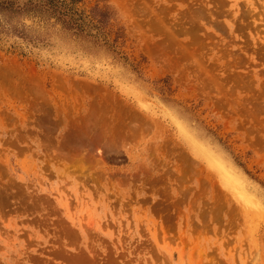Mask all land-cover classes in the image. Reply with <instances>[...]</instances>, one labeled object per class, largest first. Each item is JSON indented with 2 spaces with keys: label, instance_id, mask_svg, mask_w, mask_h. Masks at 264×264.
Wrapping results in <instances>:
<instances>
[{
  "label": "rangeland",
  "instance_id": "1",
  "mask_svg": "<svg viewBox=\"0 0 264 264\" xmlns=\"http://www.w3.org/2000/svg\"><path fill=\"white\" fill-rule=\"evenodd\" d=\"M76 6L0 32V264H264V0Z\"/></svg>",
  "mask_w": 264,
  "mask_h": 264
},
{
  "label": "trees",
  "instance_id": "2",
  "mask_svg": "<svg viewBox=\"0 0 264 264\" xmlns=\"http://www.w3.org/2000/svg\"><path fill=\"white\" fill-rule=\"evenodd\" d=\"M80 0H0V32L2 29L13 30L12 33L24 35L33 26H26L19 16L29 18L38 27H51L59 31H66L72 34L76 40L81 37L91 39L95 45L110 46L106 39L101 40L106 25V15L97 19V15L86 16L80 12L76 4ZM106 38V37H105Z\"/></svg>",
  "mask_w": 264,
  "mask_h": 264
}]
</instances>
